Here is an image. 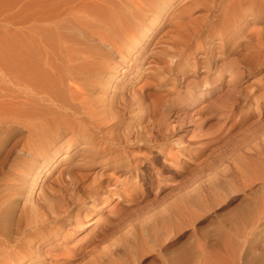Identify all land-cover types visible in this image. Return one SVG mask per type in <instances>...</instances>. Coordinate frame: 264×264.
<instances>
[{"label":"rangeland","instance_id":"374dc122","mask_svg":"<svg viewBox=\"0 0 264 264\" xmlns=\"http://www.w3.org/2000/svg\"><path fill=\"white\" fill-rule=\"evenodd\" d=\"M23 3L0 0V56L24 38ZM177 3L157 16L159 31L137 58L130 53L112 71L110 92L128 94L147 80L159 110L126 114L120 136H101L106 152L79 140L54 162L32 195L40 210L19 224L31 247L24 264H184L175 257L185 250V264H264V48L247 56L250 27L237 20L229 32L215 11L200 48L192 42L193 56L171 63L176 32L167 17ZM59 171L94 175L98 187L78 200L73 183L53 182ZM67 205L56 232L52 224L29 229L48 206Z\"/></svg>","mask_w":264,"mask_h":264},{"label":"bare ground","instance_id":"6f19581e","mask_svg":"<svg viewBox=\"0 0 264 264\" xmlns=\"http://www.w3.org/2000/svg\"><path fill=\"white\" fill-rule=\"evenodd\" d=\"M175 1L167 17L173 18L176 32L171 63L192 42L195 51L200 48L203 28L215 11L218 26L227 24L229 32L237 20L250 27L247 56L264 48V0H24L21 45L13 42L7 55L0 56V264H24L31 247L21 239V218L40 210L32 195L37 189L42 193L41 177L56 168L55 161L65 159L62 153L68 154L79 140L92 151L106 152L110 147L101 136H120L117 128L126 114L132 118L145 109L159 110L161 97L145 92L147 80L128 94H115L112 71L130 53L137 58L140 43L159 31L157 16ZM191 50L186 57L193 56ZM133 128L139 131L138 125ZM86 174L80 172L75 180L59 171L53 182L73 183L75 196L84 200L99 184ZM47 208L30 230L50 224L58 230L68 205ZM187 257L185 250L175 259L185 264Z\"/></svg>","mask_w":264,"mask_h":264}]
</instances>
